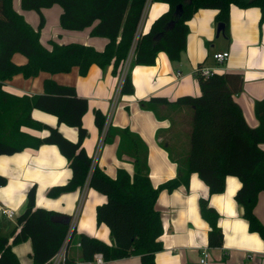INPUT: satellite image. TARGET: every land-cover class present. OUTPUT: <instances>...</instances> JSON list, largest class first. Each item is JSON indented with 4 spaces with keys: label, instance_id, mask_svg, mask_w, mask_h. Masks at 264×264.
I'll return each instance as SVG.
<instances>
[{
    "label": "trees",
    "instance_id": "trees-1",
    "mask_svg": "<svg viewBox=\"0 0 264 264\" xmlns=\"http://www.w3.org/2000/svg\"><path fill=\"white\" fill-rule=\"evenodd\" d=\"M12 1L0 0V156L35 150L42 145H55L67 160L71 177L67 184L52 187L48 197H57L85 184L106 197V202L97 207L96 220L97 224L108 227L112 244L81 234L78 236L81 261L76 263L66 259V264L90 262L96 254L103 256L105 264L132 256L139 257L140 264H155V254L162 250L159 238L163 233L156 200L163 190L171 192L180 186L187 187L191 174L199 177L210 195L224 191L227 177L238 178L241 187L235 200L242 209L248 230L258 234L264 242V226L254 215L258 194L264 192V151L260 148L264 144V99L254 104L258 126L251 128L234 101L242 90L240 74L197 75L201 90L199 97H181L171 104L164 98L149 99L147 103L151 106L174 105L192 109L185 168L178 172L176 178L156 188L149 179L146 145L127 129L107 128L105 117L96 111L94 123L99 134L104 132V142H111L118 136V154L126 153L134 163L132 175L119 169L116 178L111 179L92 164L81 148L87 136L82 117L88 111V103L76 96L73 87L46 80L43 94L17 97L5 92L2 84L16 75L32 78L40 72L68 73L73 67H77L80 76L84 77L93 65L101 70L112 66V74L116 75L128 57L147 0H19L22 10L35 11L40 15L36 30L13 10ZM152 1L167 4L169 10L138 39L130 69L153 66L160 53L165 54L169 61L180 60L186 47L187 22L199 10L218 12L215 23L216 26L223 25V37L226 39L229 38L231 6L241 9L258 7L262 13L260 21H264V0ZM53 5L62 9L59 18L62 29L82 31L93 27V37L108 40L104 51L77 43L59 45L49 42V48L44 47L40 43V31L44 26L41 10ZM178 6H181V12L176 19L174 12ZM14 54L24 56L26 64L15 65L12 62ZM121 94H133L129 72L123 80ZM142 106L146 104L142 103ZM34 109L55 116L60 124L76 128L78 141L70 142L57 129L34 121L31 117ZM23 127L47 130L48 134L42 139L32 137L21 131ZM5 183L6 179L0 176V186ZM200 213L210 227L208 247L220 248L223 234L217 225L218 213L204 199L200 200ZM54 215L57 214L36 208L35 188L32 187L27 194L26 208L17 218V227L9 237L0 234V264H19L12 246L26 240L32 244L33 264L48 263L59 250L69 229V226L51 222Z\"/></svg>",
    "mask_w": 264,
    "mask_h": 264
},
{
    "label": "crops",
    "instance_id": "crops-1",
    "mask_svg": "<svg viewBox=\"0 0 264 264\" xmlns=\"http://www.w3.org/2000/svg\"><path fill=\"white\" fill-rule=\"evenodd\" d=\"M13 10L34 30L38 27L40 15L21 9L20 1H12ZM165 3H148L140 24V34L149 32L151 25L167 13ZM62 9L58 5L42 9L44 26L40 31V43L49 48V42L59 45L77 43L102 52L108 40L93 37V27L82 31L64 30L59 18ZM216 10L204 9L196 12L187 22L186 47L180 60L172 62L165 54H158L153 66H134L130 69L133 86L132 95L121 94V74H112V66L101 70L91 66L86 76L81 77L79 69L73 67L68 73L40 72L36 77L24 78L16 75L4 82L2 88L10 95L38 96L44 93V83L51 80L58 85L73 87L76 96L85 99L88 111L82 117V126L87 136L81 148L111 179L117 170L133 174L132 157L118 154L119 137L104 142L95 123L94 113L99 111L106 119V127L116 130L127 129L135 134L147 147L149 179L154 188L176 178L184 170L189 151V135L192 109L174 105L151 106L149 99L164 98L170 104L181 97H199L200 86L196 69L201 66L216 74L237 73L242 76L241 92L234 97L245 122L251 128L258 126L254 113L256 101L264 99V21L258 7L241 9L235 6L229 11V38L216 36ZM227 52L229 57L222 64H216L212 56ZM15 65L23 66L27 60L20 54L12 56ZM142 103L146 106L143 107ZM34 121L57 129L70 142L78 141V130L58 123L55 116L34 109ZM32 137L44 138L47 130L35 131L22 128ZM264 151V144L260 145ZM0 176L6 183L0 186V234L9 237L17 227V218L24 212L28 191L35 188V206L60 216H69L74 223V236L68 242L67 259L81 261L78 236L83 234L112 244L109 229L97 224L96 210L106 202V197L89 188H78L57 197H48V191L55 186L67 184L71 177L67 160L55 145H42L38 149H26L13 155L0 156ZM241 183L236 177H227L224 191L210 195L208 187L196 174H191L188 186H180L171 192L163 190L156 200L163 233L159 238L162 250L155 254V264H199L202 250L209 254V264H264V242L261 237L248 230L242 209L235 200ZM208 201L218 213L217 225L223 234L220 248L208 247L210 227L200 213V200ZM2 209L15 215L8 219ZM254 215L264 226V192H260L254 207ZM12 252L19 264H33L30 240L12 246ZM110 264H140L137 256L116 260Z\"/></svg>",
    "mask_w": 264,
    "mask_h": 264
},
{
    "label": "built area",
    "instance_id": "built-area-1",
    "mask_svg": "<svg viewBox=\"0 0 264 264\" xmlns=\"http://www.w3.org/2000/svg\"><path fill=\"white\" fill-rule=\"evenodd\" d=\"M150 1L151 0H147V2L145 4L144 10H143V13L141 16V20L139 22L137 31H136L135 36H134L132 47L128 53V57L123 62V70H122L121 79H120L121 86H122V83H123V80H124L126 74L130 70V65H131V62L133 59L136 43H137L138 39L142 36V34H140V24H141L142 18L144 16V12L146 10V7L148 6V3ZM228 57H229V54L227 52H221V53L214 54L212 56V59L214 60V62L216 64H222L223 62H225L227 60ZM212 73L213 72L207 68L198 67L196 69V74L201 75L202 77H208ZM101 135H102V140L104 141V132ZM86 187H87V184L84 185V188H86ZM1 214L10 220L15 217L14 216L15 214L11 210H8V209H2ZM73 227H74V223L71 221L67 235H66L62 245L60 246L59 250L55 253V255L46 264H66V259H67L66 250L68 247L69 239H70V237L74 231ZM208 259H209V254H208L207 250H205V249L202 250L200 260H199V264H209ZM82 264H105V261H104L103 256L101 254H96L92 261L84 262Z\"/></svg>",
    "mask_w": 264,
    "mask_h": 264
},
{
    "label": "water",
    "instance_id": "water-1",
    "mask_svg": "<svg viewBox=\"0 0 264 264\" xmlns=\"http://www.w3.org/2000/svg\"><path fill=\"white\" fill-rule=\"evenodd\" d=\"M180 12H181V6H178L174 12V16L176 19L179 18ZM223 33H224L223 25L218 24L216 26V36H219V35L223 36ZM50 220H51V222H53L55 224H60L63 226H69L70 222H71V218L69 216H66V215H64V216L54 215L50 218Z\"/></svg>",
    "mask_w": 264,
    "mask_h": 264
},
{
    "label": "rangeland",
    "instance_id": "rangeland-1",
    "mask_svg": "<svg viewBox=\"0 0 264 264\" xmlns=\"http://www.w3.org/2000/svg\"><path fill=\"white\" fill-rule=\"evenodd\" d=\"M32 13L36 14L35 11H32ZM75 237V236H74Z\"/></svg>",
    "mask_w": 264,
    "mask_h": 264
}]
</instances>
